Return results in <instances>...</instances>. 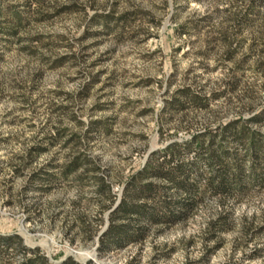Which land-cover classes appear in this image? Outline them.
<instances>
[{"label":"rangeland","instance_id":"obj_1","mask_svg":"<svg viewBox=\"0 0 264 264\" xmlns=\"http://www.w3.org/2000/svg\"><path fill=\"white\" fill-rule=\"evenodd\" d=\"M4 1L23 10L27 23L11 42L0 39V234H16L54 261L70 250L87 254L70 256L79 264H264V188L225 204L209 199L140 243L101 255L95 248L124 181L150 149L264 106V0ZM107 13L124 19L92 20ZM183 86L209 97L208 107L164 112ZM96 120L110 130L84 136ZM56 128L66 135L26 164L27 149ZM81 152L112 179L114 206L101 214L84 168L47 190L28 181ZM226 208L232 227L212 235L208 222ZM100 217L87 239L81 218ZM255 249L261 256L248 258ZM5 257L22 259L13 250Z\"/></svg>","mask_w":264,"mask_h":264},{"label":"trees","instance_id":"obj_2","mask_svg":"<svg viewBox=\"0 0 264 264\" xmlns=\"http://www.w3.org/2000/svg\"><path fill=\"white\" fill-rule=\"evenodd\" d=\"M22 11L0 0V39L3 42H11L27 23ZM98 17L105 26L114 19H124L123 16L113 18L107 13L95 15L92 20ZM244 18L248 17L240 20L244 21ZM177 31L186 33L183 27ZM62 61V58L54 60V66ZM209 101V97L190 86H183L165 102L162 110L177 113L190 106L207 108ZM101 130H110L106 121H91L83 135L89 137L91 132ZM64 135L65 129L56 128L43 138V144L28 148L25 163L31 164L38 154L54 146ZM54 168H58L59 174L50 170ZM82 168L91 172L89 177L96 185V197L102 202L99 214L105 208L111 209L115 195L111 190L110 174L85 152L71 156L59 167L48 163L39 171L32 172L28 181L40 184L34 186L39 190H47L48 183L61 177L66 179ZM123 184L120 200L109 212L107 227L98 237L96 249L99 255L140 243L153 231L163 232L185 222L209 199L225 204L229 199L237 201L253 190L264 188V106L247 118L239 115L224 123L207 126L187 139L172 140L151 151L144 164L130 173ZM94 221L81 218V227L89 240L97 234L95 225L101 222V217ZM207 225L213 230L212 235L229 230L232 227L231 211L224 209ZM9 250L20 253L22 259L14 263L13 259L5 257ZM260 252L261 249H255L247 257H259ZM0 264L79 263L70 256L54 263L39 248L25 246L20 236L0 234ZM86 264L93 263L88 260ZM237 264L246 263L241 261Z\"/></svg>","mask_w":264,"mask_h":264},{"label":"water","instance_id":"obj_3","mask_svg":"<svg viewBox=\"0 0 264 264\" xmlns=\"http://www.w3.org/2000/svg\"><path fill=\"white\" fill-rule=\"evenodd\" d=\"M152 150H153V149H150V150L148 151L147 155L145 156L144 162H145V160H146L148 154H149ZM117 203H118V202H117ZM114 207H115V206H114ZM107 224H108V222L106 223L105 228L107 227ZM105 228H104V229H105ZM101 232H102V231H101ZM101 232L98 234V236H97V238H96V246H95V248H97V245H98V237H99V235L101 234ZM75 254H77V251H75V250H70V251H68V252L66 253V255H65L63 258L59 259L58 261H54V260H52V259H50V260H51L52 262H54V263H58V262L64 260L66 257L71 256V255H75Z\"/></svg>","mask_w":264,"mask_h":264},{"label":"bare ground","instance_id":"obj_4","mask_svg":"<svg viewBox=\"0 0 264 264\" xmlns=\"http://www.w3.org/2000/svg\"><path fill=\"white\" fill-rule=\"evenodd\" d=\"M77 254L82 255V256H84V257H86V255H87V254H84V253H81V252H79V253H77Z\"/></svg>","mask_w":264,"mask_h":264}]
</instances>
